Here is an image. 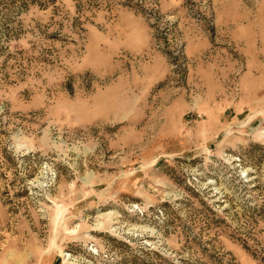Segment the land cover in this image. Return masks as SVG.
I'll return each mask as SVG.
<instances>
[{
	"label": "rangeland",
	"instance_id": "obj_1",
	"mask_svg": "<svg viewBox=\"0 0 264 264\" xmlns=\"http://www.w3.org/2000/svg\"><path fill=\"white\" fill-rule=\"evenodd\" d=\"M0 264H264V0H0Z\"/></svg>",
	"mask_w": 264,
	"mask_h": 264
}]
</instances>
